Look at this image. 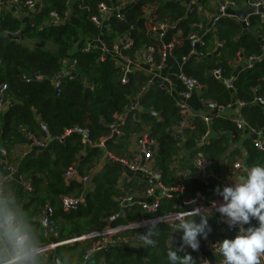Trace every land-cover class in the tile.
<instances>
[{"label":"trees","instance_id":"1","mask_svg":"<svg viewBox=\"0 0 264 264\" xmlns=\"http://www.w3.org/2000/svg\"><path fill=\"white\" fill-rule=\"evenodd\" d=\"M102 1L110 0H40L41 7L34 12L20 7L22 17L15 16L10 9L0 6V84H7L9 100L6 111L0 112V146L6 151L18 142L28 141L25 133L43 137L41 124L45 125L51 136H59L65 128L77 125L89 129L91 137L96 139L109 133L111 130L109 124L114 121L115 114L125 113L127 115L124 124L120 125L125 139L131 132L140 130L141 123L151 125V135L159 145L156 168L161 173L165 185L173 186L178 182L174 169L170 166L174 162V157L179 156L178 160L181 161V165L183 164V168L190 170L188 176L183 179L184 197L192 196L196 190H201L209 198L214 197L212 190L214 181L201 178L194 166L193 160L198 151L212 161L225 156L228 158L227 166L238 159L249 166H264V150L255 148L251 138L241 135L235 124L222 116H212L210 135L204 144H199V141L206 125L199 114L192 118V123L184 128L177 138L175 132L182 117L174 106L171 95L156 81L141 92L150 76L149 71L134 70L128 74L127 82L121 83L122 72L120 67L114 64L113 59L109 56L101 57L95 48L89 50L81 48L84 38L101 37L109 48L115 36L126 34L133 39L127 53L135 58V53L153 45L155 64L159 59L160 41L153 36L151 27L158 22H167L170 29L176 24L182 31L180 36L170 34L168 38L166 33L164 38L173 42L171 56L183 61L181 72L195 78L202 85L199 92L200 98L204 101L203 107L207 108L206 101L213 105H223L232 100L225 82L215 78L212 73L214 68H219L222 77H233L231 84L234 87V96L244 102L240 110L245 120L249 125L264 132V108L254 102L257 94H264V51L262 52L264 22L259 21V16L255 14L248 16L250 25L247 31H244L245 27L240 19L229 17L220 19L214 25L218 39L222 42L219 56L197 59L188 54L187 36L195 30L192 24L197 22V4L206 5L210 0H134L123 11L124 19L110 16L108 29L101 33L90 21V16L96 14V6ZM70 7L78 16L76 23L65 18V13ZM53 11L63 19V22L45 24L48 14ZM14 29L21 30L19 40L10 38L6 33ZM207 37L208 34H205L204 39ZM240 54L245 57L262 56L252 67L246 68L243 65L241 69L233 72L228 60L230 56ZM66 57L76 60V75L70 79L61 76V85L56 92L50 79L59 72L62 59ZM168 77L176 86V90H180L181 80L174 74H168ZM135 102H138L137 107L131 109V103ZM133 117H137V120L141 118V121L137 122ZM107 142L104 150L112 151V156H120L127 152L125 140H120V143ZM51 147L54 158L44 150L40 151L37 157L30 156L22 164L18 173L24 175V181L30 179L31 190H26L29 200L23 205L13 202L9 204L10 207L14 206L23 222L33 224L32 218L40 214L45 203L52 204L53 216L58 223L57 235L56 233L52 235L56 240L101 229L106 224V219L120 210L115 197L120 195L117 178L122 168L112 159L111 161L104 159L99 170L93 172L91 169L89 180L93 183L92 189L86 192L82 182L76 178H70L67 187L63 175L65 170L76 164L79 174H82L84 166L90 159L86 161L88 157L76 158L81 148L80 137L77 134L68 135L62 142L53 141ZM229 147L231 151H227ZM181 148L184 150L179 155ZM240 148L246 149L245 156L241 154ZM98 154L101 152L91 149L88 156ZM44 176L49 182L42 192L40 185ZM19 188L25 191L22 185ZM81 192L84 194V202L69 211H63L60 204L61 196L72 194L81 197ZM118 201L120 204V200ZM165 202L167 204H162L159 212L178 209L174 196L171 199H163L162 203ZM143 216L140 208L133 204L125 208L124 217L122 213L113 218L111 223L114 225L139 220ZM195 219L199 222V216ZM170 224L175 223L149 225L155 229V234L151 237L155 244L153 246L144 243L146 245L144 264H169L167 257L169 246L172 245L174 249L180 247L177 241L169 243L173 232ZM209 224L212 230L207 237L212 241L219 243L226 238L234 239L237 234L235 230H228L217 214H212ZM149 226L144 228V234L148 232ZM35 229L34 237L38 240L37 244L52 239H48L41 229L39 231ZM79 245H84V249L78 250ZM88 246L89 241L69 243L57 248L55 254L59 256L60 261L66 259L69 262L72 252L67 251L76 249L83 261ZM179 254L184 255L183 252ZM190 254L194 258V252ZM210 255L212 256L211 253L208 256ZM133 258L131 253L115 252L110 253L104 263L135 264ZM213 259L216 261L215 257ZM52 262L37 259V264Z\"/></svg>","mask_w":264,"mask_h":264},{"label":"built area","instance_id":"2","mask_svg":"<svg viewBox=\"0 0 264 264\" xmlns=\"http://www.w3.org/2000/svg\"><path fill=\"white\" fill-rule=\"evenodd\" d=\"M129 3H126L122 0H110L108 2L102 1L99 2L96 6L97 12L96 14L90 16V21L99 28L100 32L103 33L109 27V17L114 15L116 18L123 20L124 13L123 11L128 6ZM0 6L3 8H20L25 7L28 11H36L41 7L40 0H0ZM264 6V1L258 0H217L216 5V13L212 15L211 23L212 25L217 24L222 18H235L237 10H247V9H255V15L259 16V21L264 22V12L257 11L258 8ZM70 9V8H69ZM69 9L65 13V18L69 14ZM64 18V19H65ZM63 19L56 13L50 12L48 14L47 19L45 20V24H55L62 22ZM241 24L245 29H247L250 25V20L248 16L243 20L240 19ZM170 24L167 22H158L151 27V32L154 37H156L160 41V49H159V59L158 62L153 64L155 47L153 45L147 46L143 51L140 52L142 59L147 64L152 65L151 71H149V78L144 87L141 88V92L150 86L156 79H159L162 75L161 71L163 70L164 64L167 59L171 56V50L173 48V42L164 40V37L169 29ZM8 36L12 39L19 40L21 36L20 29L9 30L6 32ZM189 40V56H194L197 59L203 58L206 55V41L204 39L203 34L199 33H191L187 36ZM92 40H87L85 44L82 45L83 50L89 49H97L100 53L101 57L109 56L113 59L114 64L120 67L121 70V83H126L128 79V74L134 70L142 69L141 65L135 58H132L127 51L131 48L133 44V39L130 38L126 34H119L115 36L112 41L111 46L108 48L106 46L105 41L101 37L95 38L96 43H92ZM263 50L264 51V42ZM262 55H250L245 57L243 65L246 68H250L254 65V63L261 58ZM76 60L70 59L68 57L62 59V64L60 66L59 72L54 75L50 82L52 86L55 88L56 92L59 91L61 85V76H67L68 79L74 77L76 75L75 71ZM160 72V73H158ZM212 73L215 78L221 79L222 74L219 68H214ZM182 83V87L180 90H176L174 83L172 80L165 76L163 80V88L167 90V92L171 95L174 106L177 108L179 114L181 115V120L179 122V126L176 130L179 133L189 126L192 123V118L200 114V117L203 123L206 125V129L201 136L199 144H204L210 135L209 127L212 124V116H222L230 119L240 130L241 135H246L253 141V145L258 150H264V134L263 130L260 128H255L248 124L245 120L244 116L241 113L240 108L244 106V102L237 100L235 97L232 98L231 102L223 105H214L215 112L211 115L203 113H192L189 108V100L195 91H200L202 85L192 77L184 75L182 72L176 75ZM28 79H26L27 81ZM7 84H0V112H4L6 109L9 100L7 97ZM201 103L204 105V101L200 99ZM254 102L261 107L264 108V94L256 95L254 98ZM138 105V102L131 103L130 108L135 109ZM126 114L119 113L114 115V121L111 123L113 127L110 134L102 135L95 140L91 137L90 130L86 127L82 126H72L65 128L64 132L59 136H51L46 137H37L33 133H26L27 138L31 142V144L38 149H45L51 142H62L65 138L70 134H77L80 137V142L84 147L88 149H97L104 148L105 143L107 141L113 140L116 136H118L117 128L120 125L124 124ZM136 145L138 147V155L134 157L132 161H127L123 158H114L110 153L106 154L107 158L113 159V161L117 162V164L126 167L131 173L137 174V176L146 184L144 196H127L120 197V204L122 207L131 206L133 204L137 205L140 210L144 213V216L139 220L128 221L124 224H105L101 229L94 230L88 233L80 234V235H72L71 237L48 241L41 245L35 246L39 250V254H51L56 251L61 245L74 243V242H87L89 241V246L86 249L83 260L87 261L90 259L91 255L96 251L100 250H108L112 246H116L119 244L120 233H123L128 230L145 228L149 225H155L157 223H177L176 214L180 211H192L195 208L207 209L212 212V214H217L220 216L218 212L212 207V201H216L217 205L223 203V198L220 196L209 198L204 192L201 190H196L192 196L185 198L183 196L184 192V183L182 178H178V182L173 186H167L162 181V175L156 168L157 154L159 150V145L155 137L151 135V132L146 130H142L137 134L136 137ZM194 165L199 171V175L203 179H220L219 176L212 171L213 161L207 158L201 151H198L194 157ZM252 166L246 165L242 162L241 159H238L232 162L229 166L230 171H236L241 176H245L247 171ZM6 175L5 179L10 178L14 173L17 172L16 168L9 164L5 167ZM65 178H75L79 177V180L82 182H86L88 180V176H80L75 165L69 166L64 173ZM22 180V179H21ZM21 185L25 190H31L30 181L22 180ZM223 186H228V184L223 181ZM214 190L217 188L216 185L213 186ZM154 191L159 192L160 197H152L151 199H147L148 197L153 196ZM2 196V182H0V197ZM175 197L176 204L178 205V209L175 211H167V212H159L162 206L163 199H171V197ZM81 197H75L73 195H63L60 198V204L63 211H69L74 208L79 202ZM54 207L49 202H46L40 217V229L42 233L46 236H52L55 234L57 230V223L53 216ZM255 220V219H253ZM256 221V220H255ZM258 223V221H256ZM224 226L230 231H237L238 228H229L227 224L223 223ZM217 241H211L209 244L207 243V249L209 253L215 257L216 261L212 262L207 256H203L201 254H194V259L197 264H202L203 261H207V264H223V257L214 249V246L217 244Z\"/></svg>","mask_w":264,"mask_h":264},{"label":"crops","instance_id":"3","mask_svg":"<svg viewBox=\"0 0 264 264\" xmlns=\"http://www.w3.org/2000/svg\"><path fill=\"white\" fill-rule=\"evenodd\" d=\"M122 1H125L126 3L130 4L134 0H122ZM216 5H217V0H210L206 5L197 4V8H196L197 22H194L192 24V26L195 28V30L190 32V34L191 33H199V34H203L204 36H205V34L206 35L208 34V37L205 40L206 41V55H205L206 57L212 56V55L219 56L220 46L222 44V42L218 39L214 25H212V23H211L212 15L215 14L216 10H217ZM9 9H11V8H9ZM70 11H71V9H69V12ZM11 13L15 16H19V17L21 16L22 17V15H20L21 11L19 10V8L12 9ZM71 21H73L74 23L77 22V20L74 17H73V20H71ZM181 32L182 31L177 28L176 24H173L171 26V28L167 30V36L166 37L169 38L170 34L171 35L177 34V36H180ZM172 33H175V34H172ZM164 40H167V38H164ZM134 57H135V60L139 62V64L141 65V67L144 71H146V72L151 71L152 65L144 62V60L141 57L140 52L135 53ZM230 57L231 58H230V60H228V63H229V66L232 68V71L236 72L238 69H241V67L243 66V63H244L245 56L240 54L237 56H230ZM182 65H183L182 60H177V59H174L172 56H170L167 59L166 63L164 64L163 70L161 71L160 75H162V76L159 79H156L155 81L158 82L159 84L163 85L162 79L165 76H168V74H174V75L179 74L181 72ZM158 73H160V72H158ZM229 79L233 80V77L225 78L223 76L219 80L225 82V84H226V81ZM226 86L229 88L230 96L232 98L235 97L234 96V89H233L234 87L232 86V84H230L229 86L226 84ZM175 88H176V86H175ZM200 99H201L200 98V92L195 91V93L192 95L191 99L188 102L191 112L193 114L196 112L197 113H203L204 112L205 114H208V115L211 114L212 115L215 112V110H214L215 106L212 103L206 101L205 105H207V106H205V107H207V108H204ZM6 109H7V107H6ZM6 109L4 110V112L6 111ZM133 118H135V120L137 122L141 121V118H140V120H137L136 119L137 117H133ZM157 118H160V117H157ZM140 125H141V129L131 132V134L126 139L123 138L124 132L120 128V126L117 128L118 136L113 138V140H111L109 143H111V142L120 143L119 142L120 140L121 141L125 140L127 152L123 155H120V156L114 155V158H123V159H126L127 161H132L134 159V157L136 155H138V147L136 145L137 134L142 130L143 131L146 130L148 132H151V125L149 123L143 122ZM109 126H110L111 130L107 134H110V132L112 131V129L114 127L111 125V123L109 124ZM176 131L177 132H175V133H179L178 130H176ZM263 134H264V132H263ZM120 135H122L121 138L119 137ZM43 137H44V135H43ZM98 138H96L95 140H98ZM107 144H108V142H107ZM235 144L238 145V143H235ZM232 147H234V144L232 145ZM230 148L231 147H229V149L227 151H231ZM104 149H105V147L104 148H97V150L100 151L101 154H98L96 156H88V153L91 151V149L84 147V145H82V143H81V148H80L79 152L77 153L76 158L77 159L78 158L79 159H82V158L85 159V157H88L86 161H88L90 159L89 163H87L85 166L83 165L84 166V169L82 171L83 173L80 174V176H88V180L86 182L81 181L86 192L88 190L92 189V186H93V183L89 180V177L91 176V174H90L91 169H93V172L99 170L102 166L101 164L103 163V160L104 159H108V160L110 159V158L106 157V154H109V153L111 154L112 151L109 152V151L104 150ZM0 150H1V154H2V156L0 157V182H2V188H3L2 196L0 197V200H6L8 202V204H10V205L13 202H18V204L20 203L21 205H23L24 202L28 201L29 199H28L27 191L26 190L22 191V189L19 188L21 186V182L24 178L23 177L24 175H20L18 173L19 169L22 166V164L30 156L37 157L39 155L38 153L40 151L45 150L49 153L51 158H54V153H53L51 144H49L45 149L41 150V149H38L37 147L33 146L28 139V141L18 142L16 144H14V146L12 148L9 147L8 150H6V151L3 149V147L0 146ZM182 151L183 150L180 149L178 154L181 155ZM240 151H241V154L244 156L247 154L245 148H240ZM112 154H113V152H112ZM178 158H179V156L174 157V162H172L170 166H171V168L174 169V175H175L176 179L181 177L183 180L184 178H186L188 176V174L190 173L189 172L190 170L189 169L185 170L183 168V164L181 165V161L178 160ZM227 160H228V158H225V156H222L219 160L213 161L212 171L215 172L219 176L220 179L218 180V179L212 178L211 180L214 181L213 186L214 185L220 186L221 189L223 187V181H225L228 184V186H231L234 183V180H238L239 177H241V174H238L236 171H233V170L230 171L229 170L230 165L227 166V164H226ZM76 161H75V163H76ZM110 161H111V159H110ZM112 161H113V159H112ZM155 162H157V159L155 160ZM115 163L117 164L116 161H115ZM193 163H194V161H193ZM9 164L13 165L16 168L17 172L14 173L10 178L5 179V175H6L5 167L8 166ZM73 165L76 166V164H73ZM120 167L122 169H121V172L119 173V176L117 178V187H118V191L120 194L118 196L122 195L123 198L127 197V196H132V195L133 196H140V195L144 196V192H145L144 190H145L146 184L144 182H142V180L137 176V174L131 173L124 166L120 165ZM75 178H76V180H79V177H75ZM28 180L30 181V179H28ZM64 180H65V183H67V184L70 181V179L65 178V176H64ZM48 182H49V180H47L46 176H44L43 183L40 185L42 192L44 190V186ZM88 183L90 185H87ZM140 184H142V185H140ZM66 186L68 187L69 184ZM213 186H212V190L214 191ZM80 195H82V196L78 202L79 204L84 202V194L81 192ZM118 196L115 197V200L118 202L119 208L121 210L122 204H119L118 200L120 197H118ZM216 196L217 195L214 194V197H216ZM152 197H155V198L160 197L159 192L154 191L153 196L148 197L147 199H151ZM78 205H76V206H78ZM175 206H177V208H179L177 204H175ZM43 207L40 211V214L39 215L37 214L34 218H32L34 221L33 224H31L29 222H24L29 228L30 235L32 236L31 240H32L34 246L41 245V244L36 243V242H38V240L34 237V234L36 231L35 228H37V231L40 230L39 220L41 217ZM125 208H127V206ZM125 208H124V211H125ZM12 209H13V211L16 212L14 206ZM120 210H119V212H120ZM124 211H123V217H124ZM117 214H115L114 216H116ZM112 217L109 219L108 218L106 219V224H112L111 223V220H113ZM124 219H126V218H124ZM130 221H134V220H130ZM56 222H57V220H56ZM35 223H36V227H34ZM124 223H127V222L124 221V222H119L117 224H124ZM117 224H114V225H117ZM170 225L172 227L173 232L171 233L169 243H173V242L177 241L179 243V245H181V237H182L183 233L179 232L178 228H174L173 227L174 224H170ZM251 225L252 226H258V223L255 220H252ZM245 227H248V225H245ZM143 234H144L143 228L128 230L126 232L120 233V235H119L120 242L118 245L112 246V248L108 249V250L96 251L95 253H93L91 255V257L89 259L90 262H88L89 260H87L84 262L82 261L83 263L78 262L77 264H89V263L90 264H105L104 262H105V259L107 258V256L110 255V253L114 254L115 252H117V253L118 252L119 253H121V252L131 253V254H133V257H134L133 261L135 260V264H144L146 261L144 258L145 257L144 256V249H145L146 245L144 244V242L141 239V236ZM55 235H57V233ZM55 235H54V237H55ZM50 238H52V236H48V239H50ZM208 238L209 237H207L206 239H204L202 237L200 238V248L198 251H192L190 248H186L185 251L187 253L194 252V254H201L203 256H207L212 262H214L213 256H211V255L208 256L209 255V251L207 249V239ZM226 239H228V238H226ZM50 240L55 241L56 239L52 238ZM215 240H217V239H215ZM80 246H84V245H79L77 248L81 249ZM74 251L76 252V249H72L70 251H67L70 253L72 252V258H71V261H69V262L66 259L65 260L62 259L60 261L59 256L55 254L57 252V250L52 252L50 255L49 254H45V255L39 254L37 256V259L40 258L42 262H46V261L52 262L53 261L52 262L53 264H76L73 261V252ZM50 256H57L58 263L56 261H54L53 259H51ZM52 263H49V264H52ZM262 264H264V260H262Z\"/></svg>","mask_w":264,"mask_h":264},{"label":"clouds","instance_id":"4","mask_svg":"<svg viewBox=\"0 0 264 264\" xmlns=\"http://www.w3.org/2000/svg\"><path fill=\"white\" fill-rule=\"evenodd\" d=\"M214 194L223 198L212 207L220 214L221 222L229 228L239 230L234 239H223L214 249L223 257V264H262L264 260V166L253 165L245 176L234 180L231 186H220ZM199 216V222L195 217ZM212 212L195 208L192 211L180 210L173 225L182 232L181 245L174 249L169 246L167 257L169 264H197L190 253V248L198 251L200 238L206 239L211 232L209 219ZM258 221L252 226L251 221ZM248 225V227H245ZM155 229L148 227V232L141 236L147 245L155 244L151 237ZM183 252L181 256L179 253ZM39 250L34 246L28 226L13 211L6 200H0V264H37ZM202 264H207L203 261Z\"/></svg>","mask_w":264,"mask_h":264},{"label":"water","instance_id":"5","mask_svg":"<svg viewBox=\"0 0 264 264\" xmlns=\"http://www.w3.org/2000/svg\"><path fill=\"white\" fill-rule=\"evenodd\" d=\"M255 11H256L255 9H247V10H237L235 13H236V16L238 17V19L243 20L245 17L254 14ZM257 11H259V12H264V6L258 8ZM62 22H63V21H62ZM244 31H247V30L244 29ZM231 81H232V79L227 80V81H226V84L229 86V85L231 84ZM41 129H42V131H43V135H44V137L47 138L50 134H49V132H48V130L46 129V127H45L44 124H41ZM175 135H176L177 138L180 137V134H179V133H175ZM32 178H33V177H32ZM87 185H90V184L88 183ZM78 204H79V203H77V205H78ZM124 208H125V207H122L121 210H120V212H119L116 216H113L112 219L115 218V217H117V216H120V215L123 213ZM50 258L53 259L54 261H56V262L58 263L57 256H50Z\"/></svg>","mask_w":264,"mask_h":264},{"label":"rangeland","instance_id":"6","mask_svg":"<svg viewBox=\"0 0 264 264\" xmlns=\"http://www.w3.org/2000/svg\"><path fill=\"white\" fill-rule=\"evenodd\" d=\"M72 7H70V9H71ZM10 10H12V9H10ZM73 17L76 19V20H78V16H77V14L75 13V12H73L72 10L69 12V14H68V16H67V20H73ZM87 40H92L91 42L92 43H96V41H95V38H84L83 39V44H85V42H87ZM182 150H184L183 148H181ZM14 163V162H13ZM12 163V164H13ZM2 190H3V188H2ZM72 195V194H71ZM74 196V195H73ZM185 198H188V197H185ZM163 205L164 204H167V202H165V203H162ZM175 204H176V200H175ZM57 223V222H56ZM57 228H58V223H57ZM212 240L211 239H207V243L209 244V242H211ZM86 247V246H85ZM80 248L81 249H84V247L83 246H80ZM79 250V249H78ZM73 261H74V263H78V262H82V259H81V257L77 254V252H73ZM83 262H84V260H83ZM82 262V263H83Z\"/></svg>","mask_w":264,"mask_h":264}]
</instances>
